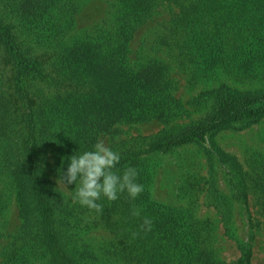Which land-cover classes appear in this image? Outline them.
I'll return each instance as SVG.
<instances>
[{
  "label": "rangeland",
  "instance_id": "obj_1",
  "mask_svg": "<svg viewBox=\"0 0 264 264\" xmlns=\"http://www.w3.org/2000/svg\"><path fill=\"white\" fill-rule=\"evenodd\" d=\"M0 34V264H264V115L196 135L264 90V0H0ZM97 140L144 185L99 212L57 183ZM28 151L50 216L19 202Z\"/></svg>",
  "mask_w": 264,
  "mask_h": 264
},
{
  "label": "clouds",
  "instance_id": "obj_2",
  "mask_svg": "<svg viewBox=\"0 0 264 264\" xmlns=\"http://www.w3.org/2000/svg\"><path fill=\"white\" fill-rule=\"evenodd\" d=\"M120 160L119 151L107 146L103 140H97L90 149L81 151L78 148L67 157L66 169H57V183L65 188L74 185L71 199L96 212L102 210V199L114 201L127 193L129 199L135 200L144 191V185L137 181V168L128 166L121 170L118 167ZM132 215L139 216L140 210L134 208ZM152 224V219L145 216L140 227L147 232L152 229ZM137 234L134 232L133 236Z\"/></svg>",
  "mask_w": 264,
  "mask_h": 264
},
{
  "label": "trees",
  "instance_id": "obj_3",
  "mask_svg": "<svg viewBox=\"0 0 264 264\" xmlns=\"http://www.w3.org/2000/svg\"><path fill=\"white\" fill-rule=\"evenodd\" d=\"M8 34H0V41L3 44L11 43L13 40L8 38ZM264 115V90L255 93H239L221 97L217 105L210 110L199 123V138H202L204 133L212 128H221L227 126L231 121L238 119L241 116H260ZM192 137L186 135L183 140H189ZM31 155V151H28ZM26 169L18 173L17 194L19 202L24 204L23 209L28 208L27 204L42 209L44 214L49 215L51 212V205L46 192L43 190L41 176L39 174L38 166L33 156L29 157L26 164ZM28 194L29 198H26ZM52 215V214H51ZM48 242L55 243V233L53 227H49L44 232ZM53 245V244H52ZM249 250H244L240 258L232 264H249Z\"/></svg>",
  "mask_w": 264,
  "mask_h": 264
}]
</instances>
